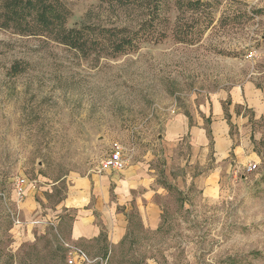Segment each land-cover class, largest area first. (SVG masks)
Returning a JSON list of instances; mask_svg holds the SVG:
<instances>
[{
    "label": "rangeland",
    "instance_id": "374dc122",
    "mask_svg": "<svg viewBox=\"0 0 264 264\" xmlns=\"http://www.w3.org/2000/svg\"><path fill=\"white\" fill-rule=\"evenodd\" d=\"M15 1L0 0V264H68L73 244L55 207L70 179L97 174L115 144L126 170L142 163L153 172L164 213L156 233L134 214L108 264H264V120L250 119L246 132L230 124L233 146L248 145L240 161L216 160L212 132L204 147L171 135L176 118L196 119L221 93L249 84L264 96V0H52L65 16L56 32L32 17L5 22ZM157 15L166 21L158 34L111 52L118 38L104 30L129 39ZM17 177L50 215L22 243L12 232Z\"/></svg>",
    "mask_w": 264,
    "mask_h": 264
},
{
    "label": "crops",
    "instance_id": "0c3cea01",
    "mask_svg": "<svg viewBox=\"0 0 264 264\" xmlns=\"http://www.w3.org/2000/svg\"><path fill=\"white\" fill-rule=\"evenodd\" d=\"M196 117L192 120L183 115L176 118L171 135L190 134L197 145L204 147L206 133L210 135L212 132L219 140L215 144L219 156L216 160H225L233 154L240 161L248 145L233 146L229 139L230 124L236 125L242 132L248 128L252 130L254 123L250 119L256 123L264 120V96L249 84L234 88L216 96L208 106L203 103ZM206 124H209L208 131ZM152 174L146 164L137 163L123 173L105 172L70 179L64 199L55 207L57 214L63 215L56 226L68 229L70 244L83 247L89 254L96 253L95 260L106 258L108 264L126 241L134 214L147 231L156 233L160 228L164 212L157 201L161 192ZM16 201L13 190L14 212L19 213L22 226L13 222L12 232L17 234V243L29 242L35 238L37 230L41 232L44 229L39 224L44 218L40 215L43 210L29 185L24 200L19 205Z\"/></svg>",
    "mask_w": 264,
    "mask_h": 264
},
{
    "label": "trees",
    "instance_id": "16d2710c",
    "mask_svg": "<svg viewBox=\"0 0 264 264\" xmlns=\"http://www.w3.org/2000/svg\"><path fill=\"white\" fill-rule=\"evenodd\" d=\"M129 1L136 2L137 0H124V2H129ZM195 4L196 6L200 5L201 7H207V8H209L210 6V3L208 4V3H203L200 1L193 3V7ZM5 8H6L5 9L6 14L3 16L5 19V22L11 21L14 23L15 22L18 23V22L24 21V19L27 17H32L34 18L33 25H35L37 28H40V29H45L51 32L53 31L56 32V30H61L64 27L65 16L64 14H62L61 10H59V8H61L60 5L54 4L52 0H17L15 1L14 4L8 3L5 6ZM157 17L158 15L153 18L151 17L150 21L147 22V24H145L143 29L139 33L134 34L132 38H129V39L128 38L123 39V40L121 39V37H123L124 33L127 31L104 30L105 33L109 34V36L118 38V42L115 43V46H113V49L111 50V52H113L116 55H122V54L125 55V52L127 51V49L136 50L138 48L139 43L150 40V38H152L153 35L158 34L157 27H160L161 23H166V21L163 20L161 22L159 19L156 20ZM155 22H158L159 24L155 26L154 25ZM205 22H207L208 24V27H206L205 30H208L209 26L212 23L211 14H206ZM92 31H97V30L89 29L87 32H92ZM140 33H143V36L141 38H139ZM76 34L78 35V33ZM96 42L97 40H94L92 44ZM72 44L76 47L80 45L79 43H76L75 41H73ZM94 45L96 47V44Z\"/></svg>",
    "mask_w": 264,
    "mask_h": 264
},
{
    "label": "built area",
    "instance_id": "2783aa9c",
    "mask_svg": "<svg viewBox=\"0 0 264 264\" xmlns=\"http://www.w3.org/2000/svg\"><path fill=\"white\" fill-rule=\"evenodd\" d=\"M129 165V160L125 155L124 149L120 144H115L110 155L101 163L98 174L105 172H124ZM256 165L254 163L248 164L245 167L247 173H252ZM29 182L24 177H17L13 180V190L16 194L17 204L19 205L24 200L25 190L28 187ZM13 222L16 226H22V222L19 219V213L13 214ZM68 248V264H94L99 262L100 264H107L105 261L96 259L92 260L88 255L76 246L70 245Z\"/></svg>",
    "mask_w": 264,
    "mask_h": 264
}]
</instances>
